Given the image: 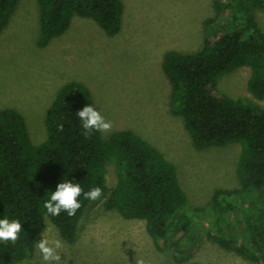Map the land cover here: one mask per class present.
Listing matches in <instances>:
<instances>
[{"label": "trees", "instance_id": "obj_1", "mask_svg": "<svg viewBox=\"0 0 264 264\" xmlns=\"http://www.w3.org/2000/svg\"><path fill=\"white\" fill-rule=\"evenodd\" d=\"M18 1L0 0V32ZM38 3L40 46L66 32L75 15L93 18L109 35L122 25V0ZM213 8L208 26L216 19L223 24L210 27L215 33L206 34L198 51H167L162 66L171 85L170 110L183 119L196 148L241 143L239 185L216 188L206 204L188 213L175 163L149 140L129 129L107 138L101 132L91 138L82 135L76 113L85 105L96 107L86 84L70 81L56 93L45 118L47 135L40 143L32 142L19 110L0 109V219L18 220L22 226L15 243L0 242V264L33 255L46 215L65 240L74 241L91 200L81 194V207L71 217L64 211L49 215L43 203L58 183L67 180L84 191L98 186L106 192L110 162L116 185L105 206L126 218L144 219L159 247L175 243L176 256L186 259L203 239H210L249 260L264 259V107L214 91L222 74L247 65V87L255 98L264 99V26L254 16L256 9H264V0H213Z\"/></svg>", "mask_w": 264, "mask_h": 264}, {"label": "rangeland", "instance_id": "obj_2", "mask_svg": "<svg viewBox=\"0 0 264 264\" xmlns=\"http://www.w3.org/2000/svg\"><path fill=\"white\" fill-rule=\"evenodd\" d=\"M122 25L109 35L91 17L75 15L71 26L48 45L40 46L38 0H19L7 26L0 32V109L14 107L25 119L33 143L47 135L46 114L62 85L86 84L96 110L112 122V129H129L158 147L175 163L186 195V211L206 204L219 187H237L241 143L196 148L183 119L170 110L171 85L163 71L169 50L198 51L210 28L219 27L213 0H122ZM254 16L264 26V9ZM221 23V24H220ZM251 69L240 66L222 74L214 91L243 97L264 107L249 91ZM108 189L91 201L79 220L74 241L65 240L48 215L43 235L62 241L59 264H264L249 260L210 239H203L186 259L176 256L175 243L159 247L146 221L126 218L105 201L116 185L114 164L107 166ZM185 211V212H186ZM201 223L198 221L197 226ZM36 241V242H37ZM2 242V240H0ZM42 263L36 243L32 256L15 264Z\"/></svg>", "mask_w": 264, "mask_h": 264}, {"label": "clouds", "instance_id": "obj_3", "mask_svg": "<svg viewBox=\"0 0 264 264\" xmlns=\"http://www.w3.org/2000/svg\"><path fill=\"white\" fill-rule=\"evenodd\" d=\"M76 115L81 121L82 135L86 138H91L94 132L105 133L112 129V122L107 121L100 111L90 104L78 110ZM58 127L61 131L63 130L62 124L58 125ZM81 194L86 200L96 201L102 196L103 190L97 186L84 191L78 183H73L70 180L62 181L58 183L55 191L50 193L49 198L44 201L43 208L51 216H58L61 211L66 212L69 217L74 216L81 207L78 200ZM21 227V223L18 220L0 219V240H10L15 243ZM36 247L43 261L47 262V264H59L61 261L60 251L58 250L63 248V244L60 239L43 235V239L36 242ZM135 264H146V261L143 258H135Z\"/></svg>", "mask_w": 264, "mask_h": 264}]
</instances>
